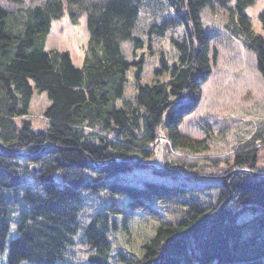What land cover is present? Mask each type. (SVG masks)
Listing matches in <instances>:
<instances>
[{
    "label": "trees",
    "instance_id": "trees-1",
    "mask_svg": "<svg viewBox=\"0 0 264 264\" xmlns=\"http://www.w3.org/2000/svg\"><path fill=\"white\" fill-rule=\"evenodd\" d=\"M255 1L0 5V264L5 249V264H69L75 238L86 252L82 264H264L260 135L207 173L216 177L204 176L203 168L179 176L167 160L161 170L149 167L160 129L166 153L206 151L204 141L179 131L212 73L204 10L229 12L225 31L253 54L264 79V10L258 32L247 14ZM64 11L73 24L86 15L81 68L67 52L45 50L52 22ZM143 19L148 28L138 34ZM156 40L171 53L155 56ZM126 42L132 60L123 52ZM149 55L155 56L152 80L142 84ZM130 70L135 93L126 100ZM33 89L51 102L43 113L47 127L35 132L27 120L19 128L14 122L28 114ZM83 194L98 198L100 209L82 229ZM244 213L253 218L240 221Z\"/></svg>",
    "mask_w": 264,
    "mask_h": 264
},
{
    "label": "rangeland",
    "instance_id": "rangeland-1",
    "mask_svg": "<svg viewBox=\"0 0 264 264\" xmlns=\"http://www.w3.org/2000/svg\"><path fill=\"white\" fill-rule=\"evenodd\" d=\"M19 1L21 3L17 4L10 0H0V5L15 10L19 6L41 5L46 0ZM262 10H264V0H256L247 9L255 32L260 30L259 13ZM230 17L228 11L218 8L206 9L202 12L203 25L211 37L210 46L212 50L209 56L212 58L213 55L214 58L212 73L206 83L202 85L201 99L196 109L183 119L179 128L182 135L196 141H204L207 144L206 151L201 153L170 151L166 153L164 152L165 141L160 138L153 147L154 160L152 165L155 166L156 170L162 169L164 160H167L174 168L173 171H176L179 176L185 177L197 168H203L206 173L204 176L216 177L212 173L210 175L207 173L214 172V166L221 168L228 161L231 162L232 154L240 144L250 140L254 135H260L264 142V79L257 71L253 54L225 31V25L229 23ZM147 28L148 25L143 19L142 23H138L137 33H142ZM180 32V29L177 30L178 35ZM87 42L86 15H82L78 22L73 24L69 20L67 12L64 11L59 20L52 22L46 38L45 50L67 52L73 65L76 68H81ZM161 44L158 40L153 43L150 51L153 48L156 52L155 56L161 50L169 47L168 44L164 46ZM122 47L126 58L132 60L135 56L131 44L126 42ZM149 56H146V65L141 76L142 84L152 80L155 56ZM127 81L124 96L126 100H130L135 93L132 70L127 73ZM50 104L46 93L33 89L28 114L15 119V126L19 128L22 121L27 120L31 123L33 132L44 130L47 127V121L43 118V113ZM259 144L260 141L257 142V145ZM237 172L246 173L244 170ZM88 196V194H83L85 207L78 222L82 229L88 224L92 215L100 209V200ZM251 218L253 216L250 213H244L240 217V221ZM15 235V233L11 234L9 239L14 238ZM75 241L76 245L68 248L65 261L69 264H82L86 255L82 249L84 245L78 238H75ZM4 251L1 256L2 264L6 263L7 249ZM70 253L73 254L69 256Z\"/></svg>",
    "mask_w": 264,
    "mask_h": 264
},
{
    "label": "bare ground",
    "instance_id": "bare-ground-1",
    "mask_svg": "<svg viewBox=\"0 0 264 264\" xmlns=\"http://www.w3.org/2000/svg\"><path fill=\"white\" fill-rule=\"evenodd\" d=\"M58 52H61V51H58ZM179 128H180V127H179ZM160 138L164 139V141H165V143H166L167 140H166V138L164 137V134H163V132H162L161 129H160V134L158 135L155 144L158 143V141H159ZM150 148H151V147H150ZM151 166H153V165H149L150 168H153V167H151ZM154 169H155V168H154ZM160 170H161V169H160Z\"/></svg>",
    "mask_w": 264,
    "mask_h": 264
},
{
    "label": "water",
    "instance_id": "water-1",
    "mask_svg": "<svg viewBox=\"0 0 264 264\" xmlns=\"http://www.w3.org/2000/svg\"><path fill=\"white\" fill-rule=\"evenodd\" d=\"M151 167H155L154 165L153 166H151ZM246 173H249V174H252L253 176H255V177H259V175L258 174H255V173H252V172H250V171H247V170H244Z\"/></svg>",
    "mask_w": 264,
    "mask_h": 264
}]
</instances>
